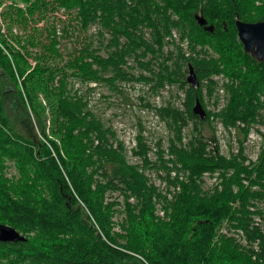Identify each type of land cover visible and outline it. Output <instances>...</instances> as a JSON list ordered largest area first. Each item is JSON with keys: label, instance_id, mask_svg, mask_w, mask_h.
<instances>
[{"label": "trees", "instance_id": "1", "mask_svg": "<svg viewBox=\"0 0 264 264\" xmlns=\"http://www.w3.org/2000/svg\"><path fill=\"white\" fill-rule=\"evenodd\" d=\"M237 19L264 22V0H0V225L26 238L0 242V264H264V147L249 163L244 148L250 131L264 126V61L245 51ZM174 30L187 50L170 41ZM189 66L197 88L187 82ZM221 74L232 80L230 101L215 117L236 129L239 151L231 158L199 127L213 116L203 90L211 97ZM72 78L117 91L129 81L153 92L184 90L183 110L157 109L174 135L170 158L158 144L172 200L139 170L159 166L142 136L133 152L141 162L131 166L85 95H71ZM197 100L205 121L193 112ZM9 162L17 174L9 175ZM173 170L184 171L185 181ZM206 173H220L213 192L203 186ZM158 203L165 218L155 214ZM116 213L124 214L118 224Z\"/></svg>", "mask_w": 264, "mask_h": 264}, {"label": "rangeland", "instance_id": "2", "mask_svg": "<svg viewBox=\"0 0 264 264\" xmlns=\"http://www.w3.org/2000/svg\"><path fill=\"white\" fill-rule=\"evenodd\" d=\"M55 15L57 17L67 19L66 22L69 20V17L67 15H62V12L56 13ZM39 25L43 26L44 23H40ZM2 32L7 33V29L4 25H2ZM95 32L96 29L93 27L90 30V33L93 35ZM14 33L21 34L22 29L17 27L14 29ZM146 33V36H149V30L146 31ZM172 40L176 44H181L186 50L188 49V40L181 41L180 33L177 30L173 31V37L170 41ZM64 45L70 51L71 47L74 45L73 39L66 40ZM168 48L173 49L174 47L167 46L166 49ZM67 52L68 50H64L63 53ZM101 53L104 55V50ZM212 54L214 55V53ZM31 63L33 65L35 64L33 60H31ZM129 64L133 67L135 66L133 60H130ZM129 71H132L135 76H139L141 73V71L136 68L129 69ZM213 79L217 83L213 95L211 97L207 95L206 87L203 90L206 108L208 111L213 113L212 122L210 125H199V127L206 138L212 143V146L218 144L220 153L227 158H231L233 155H237L239 151L236 129L224 126L221 120L215 117V114L220 113L227 107L230 101V92L227 87L232 83V80L224 74L216 75ZM70 82L71 84L69 85V90L71 95H75V92H78V95H85L86 99L89 101L90 110L101 120L106 128H110L112 133H114L115 137L114 139H111V142H114L116 145L118 142L123 144L124 155L128 164L131 166L140 164L141 162L139 158L134 156L133 152L137 148L138 136H142L143 141L151 147L149 152L150 160L159 166H156V168L153 169L143 170L140 168L139 170L143 172L146 177H148L150 184L153 183L156 186L158 189L157 193L168 195V197L172 200L173 195L170 192L168 193V175L162 168H160L158 144L160 142L162 144L164 157L166 159L170 158L167 150L168 141L174 135L168 129L166 122L158 115L157 109L171 104L172 106L183 110V102L185 98L184 90L181 89L178 84H174L166 85L160 91L153 92L150 84L140 81L119 82L117 85L120 91L112 89L104 82L99 84L89 83L84 85L73 78ZM89 88H92V90H89ZM41 98L43 99L42 95ZM12 104L13 103L11 101L7 103L9 114H13L14 112L13 108L10 106ZM147 104H150L151 107L145 106ZM194 126L195 123L191 121L190 125L184 130L185 142H187L190 138ZM258 130L261 132H258ZM263 147L264 126L258 125L250 131L249 136L244 142L245 155L248 157V163L251 161H257ZM9 165V175L17 174L15 164L11 163ZM219 174L212 176L211 174L206 173L203 175L205 183L203 186L207 191L213 192L216 185H218L220 182ZM177 175L180 177L181 181H185L187 177L186 173L182 170L171 171L172 178ZM170 189L173 193L177 191L179 192L181 190V185H177L176 187L172 186ZM113 199L114 196L109 194L107 201H112ZM117 208L122 209L121 206H117ZM155 214L161 218H165L166 216L165 209H163L162 205L159 203L157 204ZM123 217V213H116L113 221L118 224L121 220H123ZM115 229L117 231L120 230L119 226H116Z\"/></svg>", "mask_w": 264, "mask_h": 264}, {"label": "water", "instance_id": "3", "mask_svg": "<svg viewBox=\"0 0 264 264\" xmlns=\"http://www.w3.org/2000/svg\"><path fill=\"white\" fill-rule=\"evenodd\" d=\"M196 19L199 24L205 26L208 31H214V27L207 26V21L203 17L198 15ZM236 26L238 30V39L243 44L245 51L254 58L264 61V22H245L237 19ZM187 82L196 88L200 85L198 76L192 66H189ZM193 112L205 121L207 111L199 100L196 101ZM25 240L26 238L15 228L0 225V242L7 243Z\"/></svg>", "mask_w": 264, "mask_h": 264}]
</instances>
